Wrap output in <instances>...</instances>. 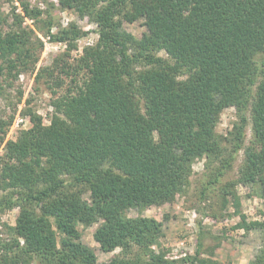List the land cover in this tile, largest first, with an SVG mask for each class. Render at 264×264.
I'll list each match as a JSON object with an SVG mask.
<instances>
[{"label":"trees","instance_id":"16d2710c","mask_svg":"<svg viewBox=\"0 0 264 264\" xmlns=\"http://www.w3.org/2000/svg\"><path fill=\"white\" fill-rule=\"evenodd\" d=\"M17 2L22 17L40 15L27 0ZM58 2L93 22L97 41L82 48L74 65L55 59L37 72L36 79L73 76V86L53 100L48 125L29 111L30 128L5 144L0 208L18 207L19 214L11 239L0 242V264H175L153 249L162 222L129 218L126 211L172 203L187 192L192 166L202 158L221 163L200 192L205 198L241 148L247 112L252 139L237 179L220 191L222 206L231 196L238 208L229 190L236 184L264 197V0ZM140 19L145 31L136 38L124 23ZM86 34L70 24L50 39L71 51ZM27 41L24 33L0 30V76L28 56ZM230 107L238 121L229 156L215 130ZM93 224L100 250L119 248L121 255L98 262L77 228ZM235 227L260 232L261 245L248 264H264V221L241 215ZM133 247L138 252L127 256ZM201 247L199 240L195 255L183 261L211 264L199 258Z\"/></svg>","mask_w":264,"mask_h":264},{"label":"rangeland","instance_id":"374dc122","mask_svg":"<svg viewBox=\"0 0 264 264\" xmlns=\"http://www.w3.org/2000/svg\"><path fill=\"white\" fill-rule=\"evenodd\" d=\"M27 3L30 10H38L40 15L36 18L22 17L23 12L17 0H0V30L24 33L28 39L26 48L30 51L27 57L18 58L20 61L14 71L5 69L0 76V125L6 124L0 127V157L5 154L4 147L8 140H15L20 132L30 128L31 123L27 115L29 111L40 116L42 123L48 125L53 112V100L66 94L67 89L73 86V76L55 72L53 78L36 79L37 72L50 67L55 59L63 58L74 65L82 48L97 41L96 25L88 17H79L74 10L62 8L58 0H27ZM70 24L87 34L75 42V49L68 51L65 43L52 41L50 36L62 28H68ZM124 28L136 38H140L145 31L141 19L130 24L124 23ZM40 41L42 47L39 46ZM159 56L167 58L162 52ZM56 76H60L59 79L63 81L61 86L56 85ZM82 77L84 75L81 73L75 78L81 81ZM246 117L243 143L240 150L233 155L232 131L233 125L238 121V113L230 107L220 114L215 132L227 150L226 154L233 155V160L231 167L219 178V183L208 189L205 198H201L200 192L207 188L206 185L213 178L212 170L219 168L221 163H210L202 158L192 166L187 192L177 195L172 203L152 205L145 209L131 208L126 211L129 218L143 216L162 222L163 236L159 245L153 249L157 252L163 251L165 258L172 256L176 251L178 254L185 252L186 259L193 257L199 240L202 243L199 258L209 260L211 264H248L255 256L261 245L260 232H245L235 226L240 222L241 215L247 222L264 221V197L255 195V191L250 187L236 184L229 188L238 199L239 206L236 208L231 196H227L226 207H223L220 194L224 185L237 179L239 167L244 161L243 149L252 139L249 112ZM5 194L0 190V202ZM84 198L88 199V193L84 194ZM18 214V207L0 208V242L11 239L10 230L15 225ZM97 226L78 225L77 228L81 233L82 242L95 253L99 263H105L114 256L121 255V250L118 248L110 253H103L93 239ZM137 252L138 249L133 247L127 256L131 257ZM181 261H175V264ZM31 264L38 263L32 261ZM186 264H189V261H186Z\"/></svg>","mask_w":264,"mask_h":264},{"label":"built area","instance_id":"2783aa9c","mask_svg":"<svg viewBox=\"0 0 264 264\" xmlns=\"http://www.w3.org/2000/svg\"><path fill=\"white\" fill-rule=\"evenodd\" d=\"M172 256H168L166 259H169V261H178V260H182L181 262H178V264H186V261H183V259L186 258V253L182 252L180 254H178V251L172 253Z\"/></svg>","mask_w":264,"mask_h":264}]
</instances>
